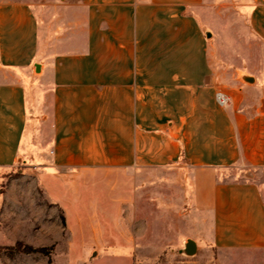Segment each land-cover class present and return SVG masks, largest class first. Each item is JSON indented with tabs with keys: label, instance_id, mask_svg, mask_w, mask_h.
<instances>
[{
	"label": "crops",
	"instance_id": "crops-1",
	"mask_svg": "<svg viewBox=\"0 0 264 264\" xmlns=\"http://www.w3.org/2000/svg\"><path fill=\"white\" fill-rule=\"evenodd\" d=\"M222 5L238 7L243 30ZM55 8L0 0V172L34 167L68 226L75 180L86 194L123 174L169 177L204 243L264 252V0ZM105 227L131 226L117 214Z\"/></svg>",
	"mask_w": 264,
	"mask_h": 264
},
{
	"label": "rangeland",
	"instance_id": "rangeland-1",
	"mask_svg": "<svg viewBox=\"0 0 264 264\" xmlns=\"http://www.w3.org/2000/svg\"><path fill=\"white\" fill-rule=\"evenodd\" d=\"M24 1L36 10L75 0ZM235 8L222 5L220 12L243 30L246 21L231 18ZM34 171L18 163L0 172V264H264V252L221 251L204 243L194 218L184 212L180 190L168 194L174 179L141 172L131 180L123 174L93 182L86 194L83 181L75 180L80 204L68 226L65 211L47 199ZM256 176L264 190V172ZM107 189H119L112 196L118 203L106 201ZM117 214L131 227H105Z\"/></svg>",
	"mask_w": 264,
	"mask_h": 264
},
{
	"label": "built area",
	"instance_id": "built-area-1",
	"mask_svg": "<svg viewBox=\"0 0 264 264\" xmlns=\"http://www.w3.org/2000/svg\"><path fill=\"white\" fill-rule=\"evenodd\" d=\"M216 101L222 107H229L232 99L226 90H224L223 88H220L216 92Z\"/></svg>",
	"mask_w": 264,
	"mask_h": 264
},
{
	"label": "trees",
	"instance_id": "trees-1",
	"mask_svg": "<svg viewBox=\"0 0 264 264\" xmlns=\"http://www.w3.org/2000/svg\"><path fill=\"white\" fill-rule=\"evenodd\" d=\"M37 250H40V251H42V250H44V248H41V249H37Z\"/></svg>",
	"mask_w": 264,
	"mask_h": 264
}]
</instances>
